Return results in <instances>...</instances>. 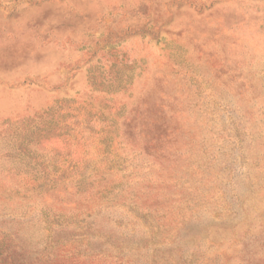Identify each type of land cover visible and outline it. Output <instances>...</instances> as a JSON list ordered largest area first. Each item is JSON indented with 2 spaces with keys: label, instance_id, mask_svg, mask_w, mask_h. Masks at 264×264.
Segmentation results:
<instances>
[{
  "label": "rangeland",
  "instance_id": "obj_1",
  "mask_svg": "<svg viewBox=\"0 0 264 264\" xmlns=\"http://www.w3.org/2000/svg\"><path fill=\"white\" fill-rule=\"evenodd\" d=\"M0 264H264V0H0Z\"/></svg>",
  "mask_w": 264,
  "mask_h": 264
},
{
  "label": "trees",
  "instance_id": "obj_2",
  "mask_svg": "<svg viewBox=\"0 0 264 264\" xmlns=\"http://www.w3.org/2000/svg\"><path fill=\"white\" fill-rule=\"evenodd\" d=\"M175 119H177V116H175ZM176 142H178V141L176 140Z\"/></svg>",
  "mask_w": 264,
  "mask_h": 264
}]
</instances>
